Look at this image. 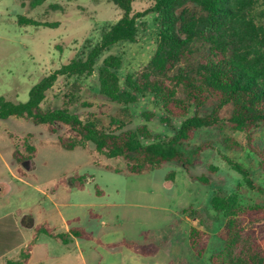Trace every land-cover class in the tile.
Instances as JSON below:
<instances>
[{"label":"rangeland","instance_id":"374dc122","mask_svg":"<svg viewBox=\"0 0 264 264\" xmlns=\"http://www.w3.org/2000/svg\"><path fill=\"white\" fill-rule=\"evenodd\" d=\"M53 4L63 10H50ZM149 5L150 0H136L133 10L142 12ZM19 16L58 25L19 27ZM120 16L108 0H46L36 8L30 7L29 0H0V97L25 103L33 85L70 60L84 57ZM157 43V15L150 14L138 20L134 43L113 47L101 56L97 66L109 55L119 56L122 83L127 75H135L147 65ZM72 81L60 78L48 91L44 105L67 106L83 119L97 114L106 120L118 113L121 106L101 96L97 73L81 78L75 91L70 88ZM69 91L75 95L68 102L65 96ZM128 111L131 121L124 130L145 126L154 137L173 135L171 128L160 123L161 113L152 97L140 98ZM146 113L155 117L146 121ZM179 125L180 120L173 121L174 128ZM65 130L60 128L51 134L45 127L21 119L0 120V264H24L22 251L28 246L31 252L27 264H209L211 255L221 249L216 236L220 219L211 209L212 196L217 191L237 195L245 206L264 202V196L248 190L228 164L230 160L241 165L254 183L264 187V171L248 147L264 149V125L248 133L201 129L187 150L206 148L188 171L169 163L137 175L119 172L122 162L98 154L92 144L73 151L59 148L57 137ZM28 134L36 148L35 158L16 164L12 153ZM76 174L83 177L82 190L76 189L71 180ZM203 177L208 184L197 180ZM41 224L56 233L81 227L104 244L150 243L159 250L154 256L142 257L125 247L107 249L95 241L65 245L45 234L35 236L34 229ZM246 227L261 234L264 220ZM190 228L209 235L200 259L189 251Z\"/></svg>","mask_w":264,"mask_h":264},{"label":"trees","instance_id":"16d2710c","mask_svg":"<svg viewBox=\"0 0 264 264\" xmlns=\"http://www.w3.org/2000/svg\"><path fill=\"white\" fill-rule=\"evenodd\" d=\"M46 0H29L31 8ZM121 13L120 18L105 30L98 44L84 57L70 60L43 77L31 87L25 103H14L0 97V120L21 119L43 126L51 134L65 128L58 135L56 145L65 150L92 144L95 151L107 159L119 160V172L144 174L176 163L188 171L199 162L206 147L187 150L190 141L201 129H231L248 133L264 125V0H150L149 7L134 12L136 0H108ZM50 10L62 11L58 4ZM157 15L158 43L150 61L135 75H127L120 82L122 66L119 56L109 55L97 66L101 56L122 43H134L138 20ZM19 27H56L57 23H42L19 16ZM97 73L99 92L107 102L121 106L118 113L106 120L101 115L89 114L83 119L65 107L45 106L46 95L60 78L73 80L72 90L79 87L81 78ZM75 94L65 96L72 101ZM150 96L160 111L159 121L173 130L171 137H154L145 126L124 130L131 114L128 108L140 98ZM154 113L144 114L151 121ZM180 120L178 128L173 121ZM26 135L15 146L12 158L16 164L32 160L36 148ZM237 147L236 142H233ZM258 157L264 171V149L248 146ZM232 170L243 179L245 187L264 196L258 186L239 164L228 160ZM76 189H83V177L71 178ZM208 184L206 178H197ZM211 209L219 216L217 238L221 249L211 255L209 264H264V231L248 230V223L264 220V202L243 205L237 195L217 191L210 200ZM199 215L195 212V215ZM35 236L45 234L63 244L73 239L95 241L115 249L125 247L142 257L154 256L159 248L154 244L138 245L121 241L104 244L92 233L72 226L66 233H56L47 224L34 229ZM147 237V234H144ZM206 231L190 228L187 235L189 251L202 258L207 249ZM31 249L22 251V262L27 264ZM7 264H14L7 262ZM174 264V263H169Z\"/></svg>","mask_w":264,"mask_h":264},{"label":"crops","instance_id":"0c3cea01","mask_svg":"<svg viewBox=\"0 0 264 264\" xmlns=\"http://www.w3.org/2000/svg\"><path fill=\"white\" fill-rule=\"evenodd\" d=\"M68 231V230H67ZM66 233V232H65ZM79 241L78 239H73L71 242H76Z\"/></svg>","mask_w":264,"mask_h":264}]
</instances>
